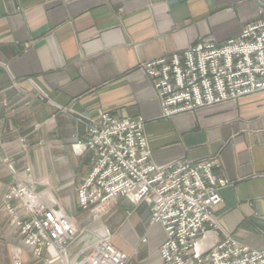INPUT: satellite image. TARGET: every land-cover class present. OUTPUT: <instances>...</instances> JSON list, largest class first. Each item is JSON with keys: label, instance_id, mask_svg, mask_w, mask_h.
Masks as SVG:
<instances>
[{"label": "crops", "instance_id": "obj_1", "mask_svg": "<svg viewBox=\"0 0 264 264\" xmlns=\"http://www.w3.org/2000/svg\"><path fill=\"white\" fill-rule=\"evenodd\" d=\"M261 7L264 0H0V205L13 186L33 184L79 229L101 232L78 204L96 154L74 145L88 139L87 119L99 121L102 112L142 116L154 163L216 156L231 181L221 190L220 226L202 248L230 235L264 249V91L164 116L144 67L200 39L238 36ZM11 203L15 213L0 211V264L15 256L42 264L15 224L16 215L29 218L27 210L19 199ZM150 218L147 201L123 196L101 218L130 264H164L166 232ZM84 238L53 264H80Z\"/></svg>", "mask_w": 264, "mask_h": 264}, {"label": "built area", "instance_id": "obj_2", "mask_svg": "<svg viewBox=\"0 0 264 264\" xmlns=\"http://www.w3.org/2000/svg\"><path fill=\"white\" fill-rule=\"evenodd\" d=\"M164 116L240 98L264 91V7L238 36L218 42L198 40L171 58L147 62ZM88 120L89 137L74 146L96 154L95 163L78 188V204L95 218L111 212L118 196L151 205V224H161L166 240L159 248L164 264H264V249H253L227 235L202 248L207 234L218 228L221 190L231 181L221 174L218 157L198 162L175 160L159 165L142 116L102 112L99 121ZM19 199L29 218L15 216L25 244L42 264L65 261L69 247L84 233L62 209L41 201L32 184L13 186L2 209L15 213ZM94 232L92 252L80 264H130L131 256L112 244L110 231ZM48 253V257L45 254ZM13 264H27L16 256Z\"/></svg>", "mask_w": 264, "mask_h": 264}, {"label": "rangeland", "instance_id": "obj_3", "mask_svg": "<svg viewBox=\"0 0 264 264\" xmlns=\"http://www.w3.org/2000/svg\"><path fill=\"white\" fill-rule=\"evenodd\" d=\"M85 152V151H84ZM49 206V205H48ZM106 215H108V214H106ZM106 215H104V216H102L101 218H103V217H105ZM92 218H94L93 216H92ZM101 218H97V219H95V220H97V223L95 224V226H94V228L96 229V228H98V226L97 225H101V227L103 228L105 225H104V223H103V221L101 220ZM100 220V221H99ZM90 229H91V227L89 228V229H84V233L82 234V237L83 236H85V238H84V241H83V243L84 244H86L88 247H87V255L85 256V257H87V256H89L90 254H91V252H92V245L95 243V241H96V236L95 235H93V234H91L89 231H90ZM80 230H83V229H80ZM101 233V232H100ZM94 238H95V240H94ZM16 257V256H15ZM15 257H14V259H15ZM13 259V260H14ZM3 260V259H2ZM13 260H12V262H13ZM14 263V262H13Z\"/></svg>", "mask_w": 264, "mask_h": 264}, {"label": "bare ground", "instance_id": "obj_4", "mask_svg": "<svg viewBox=\"0 0 264 264\" xmlns=\"http://www.w3.org/2000/svg\"><path fill=\"white\" fill-rule=\"evenodd\" d=\"M97 230V229H96ZM98 231V230H97ZM104 231V229H101V232H103Z\"/></svg>", "mask_w": 264, "mask_h": 264}]
</instances>
